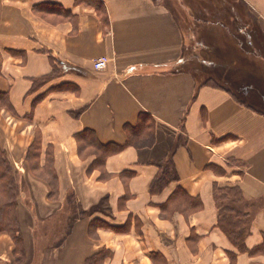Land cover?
Here are the masks:
<instances>
[{
    "label": "crops",
    "instance_id": "obj_1",
    "mask_svg": "<svg viewBox=\"0 0 264 264\" xmlns=\"http://www.w3.org/2000/svg\"><path fill=\"white\" fill-rule=\"evenodd\" d=\"M99 1L104 12L76 0H0L9 105L0 103V149L25 184L15 209L23 254L2 232L0 264H85L100 251L111 254L103 264H153L150 252L167 264H230L236 250L218 226L214 185L238 187L252 204L253 252H236L234 264H264V0H215L235 32H198L205 52L241 51L237 35H249L246 45L262 54L249 65L261 71L203 63L210 75L201 84L183 66L184 32L167 0ZM42 2L66 13L35 11ZM140 118L151 135L126 144L125 126ZM84 130L124 147L91 167L97 155L77 139ZM178 188L200 208L186 209ZM42 226L55 235L41 237Z\"/></svg>",
    "mask_w": 264,
    "mask_h": 264
},
{
    "label": "trees",
    "instance_id": "obj_2",
    "mask_svg": "<svg viewBox=\"0 0 264 264\" xmlns=\"http://www.w3.org/2000/svg\"><path fill=\"white\" fill-rule=\"evenodd\" d=\"M78 2H85L87 4H91L98 11L104 12V6L99 0H76ZM34 10L40 13H50L57 15H64L66 11L59 3L54 2H42L38 5L34 6ZM53 59V58H52ZM186 70L191 72L196 81L201 84L205 77L210 75V72L205 70L204 67L199 66L198 63L187 64ZM257 71V70H256ZM41 81H44L45 78H41ZM40 79L34 80V83L39 81ZM6 95H3L0 92V103L4 104L5 107H9L7 104V100L5 98ZM8 105V106H7ZM142 120V126L132 127L125 126L126 132L128 134V141L126 144L131 143L130 138H134L135 142H142L148 134L151 133L148 130L149 126H146V131L144 132L143 126L145 125V120ZM142 127V128H141ZM139 128H141L139 130ZM77 139L80 143L92 145L95 149L96 159L93 162L91 167H101L104 164V160L110 154L123 149L122 145L108 144L102 145L97 142L94 132L92 130H84L77 135ZM39 140H35L32 147L29 149L27 156L28 158H35L39 154ZM34 170L39 169V165L37 162L31 164ZM12 166L6 161V156L4 152L0 150V233L5 232L11 236L15 243V252H19L18 256L21 257L23 254L22 249V236L20 234V228L17 225V221L15 218V209L17 207V196H16V183L14 177H12ZM184 195V191L181 189H177L174 196ZM214 200L216 202V206L218 209V226L225 233L227 238L229 239L232 246L235 248L237 253H249L251 254L253 251L248 250L245 246V239L249 234V213L245 210L246 207L251 208L252 204L243 203L241 206L239 205L241 201V193L238 187H224L220 188L217 185H214L213 188ZM181 198V197H180ZM186 209L189 210H197L200 208L201 203L198 198L190 197L188 195H184ZM238 202V203H236ZM234 205H231V204ZM264 246V245H263ZM262 246V247H263ZM260 247H258L259 249ZM236 252L228 251L227 255L230 260V264H234L236 259ZM107 256V252L101 251L89 257L85 264H102L105 257ZM152 258L156 257V254H151Z\"/></svg>",
    "mask_w": 264,
    "mask_h": 264
},
{
    "label": "rangeland",
    "instance_id": "obj_3",
    "mask_svg": "<svg viewBox=\"0 0 264 264\" xmlns=\"http://www.w3.org/2000/svg\"><path fill=\"white\" fill-rule=\"evenodd\" d=\"M215 2V0H167L163 2V4L169 5V9L174 13L175 18L178 20V23L184 32L186 47L184 46L183 56L185 59L183 66L186 67L187 64L194 65V63H198L199 66H203V63L215 62L219 66L222 65V67L227 70L228 73L233 72V70L238 67H240L243 72L252 68H254L255 73L256 70L261 71V68H257L256 66L252 67L249 65V60L252 59V57H249L250 54L254 55V57L258 60L262 55L260 50L249 48L246 45V42H249V35H237L239 44L243 45V50L241 51H231L220 47L212 52H205L203 49L201 50L200 43L204 40V36L202 35L201 38L198 32H200L202 28H206V25L207 27H214L215 25L223 26L224 28H228L230 31H232V33L235 32V28L231 27L230 23H228V20H225V18L220 15V5L216 9ZM219 29L222 30V27H219ZM255 37H257V34H255ZM253 38L254 35L251 34L250 39L253 40ZM223 65L230 70L225 68ZM231 68H233V70ZM212 69L214 70L216 68ZM42 83L43 81L39 80L36 82V86H39V84ZM93 150L95 151L94 148ZM12 177L15 179L16 192L19 194V196H21L23 190L25 189V184H23L22 179L19 177L13 175ZM242 204L243 203L240 202L239 205L241 206ZM231 205L234 204L232 203ZM250 209L251 208L249 207L245 208L247 211ZM21 233L22 232L20 230V234ZM51 234L55 235L53 226H42L41 237ZM45 244L46 243L41 242V248L45 246ZM16 254H19V252ZM151 254H156V257L152 258ZM110 255L111 254L107 252L106 257H109ZM149 258L153 264H167L166 259L158 252H150Z\"/></svg>",
    "mask_w": 264,
    "mask_h": 264
},
{
    "label": "built area",
    "instance_id": "obj_4",
    "mask_svg": "<svg viewBox=\"0 0 264 264\" xmlns=\"http://www.w3.org/2000/svg\"><path fill=\"white\" fill-rule=\"evenodd\" d=\"M108 58L106 57H100L98 60H96L94 62V68L95 69H102L106 66V62H107Z\"/></svg>",
    "mask_w": 264,
    "mask_h": 264
}]
</instances>
